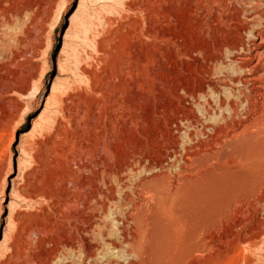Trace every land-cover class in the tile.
Here are the masks:
<instances>
[{"label":"rangeland","instance_id":"obj_1","mask_svg":"<svg viewBox=\"0 0 264 264\" xmlns=\"http://www.w3.org/2000/svg\"><path fill=\"white\" fill-rule=\"evenodd\" d=\"M250 10L0 0V264H102L114 224L138 264H264ZM236 35L262 42L240 55L246 84L225 56Z\"/></svg>","mask_w":264,"mask_h":264},{"label":"bare ground","instance_id":"obj_2","mask_svg":"<svg viewBox=\"0 0 264 264\" xmlns=\"http://www.w3.org/2000/svg\"><path fill=\"white\" fill-rule=\"evenodd\" d=\"M234 1L238 4H244V5H247L248 7L251 8V10L248 13V15H249L248 21L250 22V26H248L246 28V31H247L246 33L248 34V35L247 34L246 35L251 40L258 39L259 35L264 33V0H260L261 1L260 5H258V3H255V1H253V0H234ZM261 44H262V42H259L258 44L252 43L251 47L245 48L243 43H242V40L240 39V36L236 35V38H235L233 43H229L228 45H225L226 47H225L224 51H225V56H226L227 61L235 62V64L237 63L239 65V70H240L241 74H243L237 80L239 82L241 81L242 84H246L249 80H251V76L248 75L249 73L245 74L244 70L246 68H249L250 71H253L255 68V65L252 64V59H253V58H251L252 56L244 60L242 57H240V55L242 52H244V53L253 52L254 49L257 48ZM263 54H264V52H263ZM234 71H235V69H234ZM235 81L236 80H234V79L231 80V82H235ZM227 99L228 100L230 99V95L226 98V100ZM228 100H227V102H228ZM222 104H224V103H222ZM224 107H225V105H224ZM230 107L232 108V106H230ZM231 112H234L233 109ZM10 142L11 141H9V144H10ZM113 218L115 219V216L114 217L110 216V219L113 220ZM113 222H114V220H113ZM113 226H114V230H113V233H111V234L117 242H112V243L107 244V246H108L107 251H106V253H104L99 258L100 262L102 264H138L135 261L136 256H135L134 252L131 250L129 243L127 241H125V239L122 236L123 230L121 231L119 226L116 224H114Z\"/></svg>","mask_w":264,"mask_h":264}]
</instances>
